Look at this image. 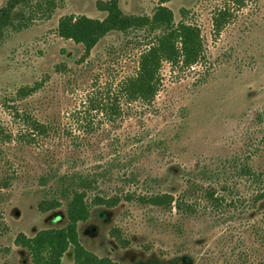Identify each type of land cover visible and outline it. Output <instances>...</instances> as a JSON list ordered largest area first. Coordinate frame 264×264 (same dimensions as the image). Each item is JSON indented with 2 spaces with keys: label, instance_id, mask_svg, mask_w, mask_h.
Listing matches in <instances>:
<instances>
[{
  "label": "rangeland",
  "instance_id": "obj_1",
  "mask_svg": "<svg viewBox=\"0 0 264 264\" xmlns=\"http://www.w3.org/2000/svg\"><path fill=\"white\" fill-rule=\"evenodd\" d=\"M7 0H0V9ZM98 1L66 0L49 21L0 38V264H32L15 246L67 224L66 205L42 213L57 178L80 174L93 197L77 226L80 245L113 264H264V0H169L175 25L198 28V63H163L151 104L126 103L122 81L136 75L154 35L110 32L89 56L56 34L59 18L103 20ZM125 16L151 18L161 0H116ZM219 11L227 16L213 27ZM24 87L36 91L25 98ZM109 105L121 113L107 112ZM16 112L48 127L29 131ZM245 171L249 173H245ZM168 194L178 211L142 204ZM211 197V198H210ZM181 205V203H180ZM62 264L73 263V249Z\"/></svg>",
  "mask_w": 264,
  "mask_h": 264
},
{
  "label": "trees",
  "instance_id": "obj_2",
  "mask_svg": "<svg viewBox=\"0 0 264 264\" xmlns=\"http://www.w3.org/2000/svg\"><path fill=\"white\" fill-rule=\"evenodd\" d=\"M168 1L161 0L151 18L123 15L116 0L98 1L95 7L98 12L106 14L103 20L85 16H63L58 20L56 34L62 40L83 46L84 57L89 56L97 43L113 31L124 33L130 30H144L154 35L148 49L139 57L136 75L119 85V95L126 103L139 101L151 104L160 87V69L164 62L171 65L182 63L185 67H191L199 62L203 54L200 31L184 23L175 25L171 11L163 6ZM65 2L66 0H7L5 6L0 9V38L5 34L21 33L37 21H49ZM227 13L219 11L214 16L212 22L215 31H220ZM35 91V87H24L19 90L18 95L25 98ZM102 111L105 115L108 111L121 113L120 108L112 105ZM15 117L23 119L24 126L29 131L40 135H47L49 132L47 126L39 124L26 114L16 112ZM11 138L12 135L0 125V143L9 142ZM57 182L60 185L56 198L40 202L38 209L47 213L58 209L64 202L66 226L62 229L40 231L32 238L19 234L15 238V246L28 252L32 264H62L61 260L70 247L73 249L72 264H113L109 259H98L80 245L77 226L89 219L91 206L111 209L118 205L120 199L95 196L88 201L87 195L96 182L80 174L62 176L57 178ZM139 201L163 209H171L174 204L175 209L182 210V202L168 194L142 197Z\"/></svg>",
  "mask_w": 264,
  "mask_h": 264
}]
</instances>
